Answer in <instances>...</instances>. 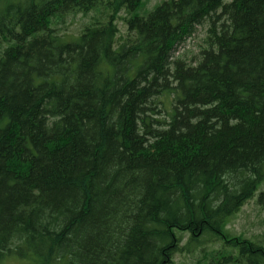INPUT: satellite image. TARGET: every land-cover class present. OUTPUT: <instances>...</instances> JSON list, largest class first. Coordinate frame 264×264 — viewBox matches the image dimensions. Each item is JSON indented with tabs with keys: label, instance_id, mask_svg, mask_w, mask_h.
I'll list each match as a JSON object with an SVG mask.
<instances>
[{
	"label": "trees",
	"instance_id": "1",
	"mask_svg": "<svg viewBox=\"0 0 264 264\" xmlns=\"http://www.w3.org/2000/svg\"><path fill=\"white\" fill-rule=\"evenodd\" d=\"M147 1L0 0V264H264V0Z\"/></svg>",
	"mask_w": 264,
	"mask_h": 264
},
{
	"label": "rangeland",
	"instance_id": "2",
	"mask_svg": "<svg viewBox=\"0 0 264 264\" xmlns=\"http://www.w3.org/2000/svg\"><path fill=\"white\" fill-rule=\"evenodd\" d=\"M161 0H148L145 4V8L140 11L141 13L147 12L152 9L153 5ZM94 14L93 10L83 15L78 13L74 16H69L66 24V33L74 34L83 23L89 22L91 16ZM118 27L120 34L125 32V27L122 21L118 20ZM204 27L198 26L196 32L189 38H187L177 48L176 54H184L187 56H193L198 52L200 45L202 44V38L205 34ZM261 190H264V179L259 183L257 191L254 196L249 199L232 217L228 219L226 228L232 233H242L248 237H257L258 239H264V205L257 202V196ZM187 238V235L185 236ZM185 238V239H186ZM183 239V242L185 241ZM182 242V243H183ZM199 255V251L196 250L193 253L179 252L173 256V262L171 264H193L195 257ZM2 264H34L31 260L19 257H8Z\"/></svg>",
	"mask_w": 264,
	"mask_h": 264
}]
</instances>
